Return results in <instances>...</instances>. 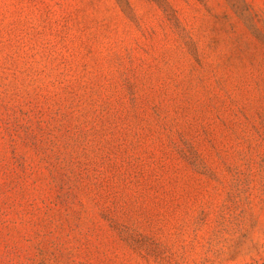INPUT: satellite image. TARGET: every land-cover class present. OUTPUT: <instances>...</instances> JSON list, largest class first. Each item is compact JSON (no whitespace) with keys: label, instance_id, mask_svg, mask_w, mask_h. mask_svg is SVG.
Instances as JSON below:
<instances>
[{"label":"rangeland","instance_id":"obj_1","mask_svg":"<svg viewBox=\"0 0 264 264\" xmlns=\"http://www.w3.org/2000/svg\"><path fill=\"white\" fill-rule=\"evenodd\" d=\"M0 264H264V0H0Z\"/></svg>","mask_w":264,"mask_h":264}]
</instances>
